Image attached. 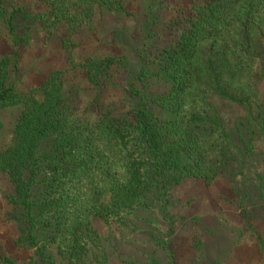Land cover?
I'll return each instance as SVG.
<instances>
[{
    "label": "trees",
    "instance_id": "1",
    "mask_svg": "<svg viewBox=\"0 0 264 264\" xmlns=\"http://www.w3.org/2000/svg\"><path fill=\"white\" fill-rule=\"evenodd\" d=\"M44 1L48 9L36 20L50 32L62 23L90 25L99 3ZM105 1L125 10L123 0ZM170 1L161 0V7H171L177 18L165 21L153 10L148 20L138 49L141 65L135 77L140 86L129 88L135 104L126 112L83 122L75 117L56 71L24 93L9 78L7 65L1 64L0 110L22 105V112L10 144L0 149V175L10 186L6 197L19 227L15 242L33 253L16 260L0 246V264H110L113 243L123 231H149L148 225L159 229L160 221L166 220L171 235L173 186L188 178H213L235 162H247L256 174L246 201L258 203L264 214V154L255 151L253 136L247 140L244 130L224 125L210 101L217 94L247 106L251 115V95L220 85L216 60L195 57L201 44L220 40L235 24L250 33L264 20V0H199L183 5ZM0 17L8 26L18 62L29 35L17 33L16 18L33 16L24 7L8 14L5 0H0ZM83 64L91 81L99 84L101 66L93 58ZM111 78L106 75V80ZM153 82L161 85L158 92H151ZM254 123L263 141L264 115ZM2 128L0 120V133ZM253 215L250 209L247 223L264 249L262 235L250 225ZM148 235L147 245L153 243L154 248H143L145 260L135 264H174L168 242ZM198 242L193 249L200 252L204 245Z\"/></svg>",
    "mask_w": 264,
    "mask_h": 264
},
{
    "label": "rangeland",
    "instance_id": "2",
    "mask_svg": "<svg viewBox=\"0 0 264 264\" xmlns=\"http://www.w3.org/2000/svg\"><path fill=\"white\" fill-rule=\"evenodd\" d=\"M160 1L123 0L125 10L120 11L99 0L90 25L76 21L71 27L62 23L59 29L50 32L36 20L37 15L48 9L44 0H5L8 14L14 8L24 7L33 17L16 18L17 33L21 37L29 35L27 43L21 46L18 62L8 26L0 17V66L7 65L9 78L24 93L56 71L75 117L83 122H96L106 113L126 112L135 104L129 88L140 86L135 77L141 65L138 49L153 10L165 21L176 17L171 7L162 8ZM194 1L199 0L167 3L183 5ZM203 56L216 60L214 69L220 72L217 75L221 78L220 85H227L233 93L251 95V115L247 106L217 94L211 95L210 101L224 125L244 130L247 140L253 136L255 151L264 154V140L261 141L254 123V119L264 115V20L250 33L235 24L220 40L201 44L195 57L199 60ZM88 58L101 66L96 77L99 84L91 81V74L83 64ZM107 74L112 78L106 80ZM160 87L153 82L151 92H158ZM21 112L22 105L0 110L3 124L0 149L10 144ZM253 182H257V177L247 162L245 165L232 163L210 179L183 180L171 189L174 207L169 217L175 221L171 235H168L171 227L166 220L160 221L159 229L147 224L149 231L134 228L129 233L123 231L113 243L110 264H135L137 260H145L142 249L154 248L153 243L147 245L146 240H151L148 234L155 235L157 241L168 242L169 249L174 251V264H264V249L250 230L246 217L253 209L250 225L264 240V214L258 203L247 205L246 201V192L254 190ZM9 192L8 180L0 175V246L16 260H26L33 249L15 242L19 227L6 197ZM196 242L204 245L200 252L193 249ZM161 254L166 261V254Z\"/></svg>",
    "mask_w": 264,
    "mask_h": 264
}]
</instances>
